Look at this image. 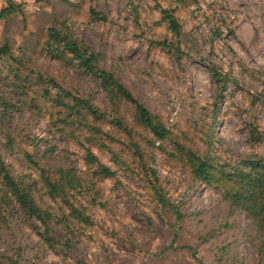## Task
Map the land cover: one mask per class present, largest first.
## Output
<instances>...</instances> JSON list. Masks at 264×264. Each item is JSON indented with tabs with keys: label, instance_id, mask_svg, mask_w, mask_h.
<instances>
[{
	"label": "rangeland",
	"instance_id": "1",
	"mask_svg": "<svg viewBox=\"0 0 264 264\" xmlns=\"http://www.w3.org/2000/svg\"><path fill=\"white\" fill-rule=\"evenodd\" d=\"M11 4L17 11L0 19V47L10 49L0 56V152L51 213L57 242L48 246L42 224L7 200L0 207V264H258L248 212L195 179L179 147L227 171L264 160V0H0V13ZM164 9L182 26L179 38L162 21ZM54 30L89 47L172 140L158 142L137 127L130 139L89 120L109 137L106 146L88 142L87 121L54 103L59 90L50 81L102 112H110V102L70 55L48 52ZM164 41L171 46L154 44ZM210 66L224 75V90ZM133 114L122 106L130 124ZM87 148L114 177L88 162ZM62 177L67 199L87 222L49 196L47 180ZM155 184L181 218L160 204ZM172 245L192 247L196 257Z\"/></svg>",
	"mask_w": 264,
	"mask_h": 264
},
{
	"label": "trees",
	"instance_id": "2",
	"mask_svg": "<svg viewBox=\"0 0 264 264\" xmlns=\"http://www.w3.org/2000/svg\"><path fill=\"white\" fill-rule=\"evenodd\" d=\"M17 10L14 5L3 9L0 13V19L8 18ZM162 21L167 23L172 33L179 38L182 35V26L174 15L173 11L162 10ZM163 49L169 48L171 45L164 42L154 43ZM48 52L58 57L54 53L57 52L61 55H70L78 66L92 78H94L104 92L105 96L110 102V112L100 111L90 101L72 95L65 91L60 85L54 81H50L54 87L58 88L59 93L54 100L58 106L66 108L74 115L86 120L85 128L89 132L90 140H98L100 146H106L103 138L109 136L104 133L99 127L94 125L95 122H106L120 132L124 133L130 139H133L135 129H144L148 131L158 142L172 140V132L164 125L161 119L153 114L136 96L129 90L123 83H121L114 74L108 72L98 65V58L95 56L89 47L80 43L68 34L54 30L50 34L47 42ZM55 48L57 50H55ZM178 52L180 48L178 47ZM10 49L7 45L0 47V56H9ZM210 73L216 82L221 85V90L226 87V82H223L224 75L218 72L214 67H208ZM65 100H70L66 103ZM129 105L133 108V124H130L122 115V106ZM89 120H92L91 124ZM252 136L256 140H260L257 135L258 132L254 128L251 131ZM103 142V143H102ZM182 152L185 154L187 163L189 164L192 174L195 179L208 185L214 186L221 191L225 200L229 201L233 207L243 208L253 220V224L258 234L260 242L258 251V264H264V160H246L243 161L244 168L227 171L224 167L216 166L208 159L198 156L190 150H185L183 147ZM87 160L91 164H98L99 172L106 177H114L115 173L107 166L98 162L95 154L87 148ZM0 181L5 189V195H0L1 204L16 203L21 213L31 221H37L45 228L40 233L43 241L50 247H54L57 242L55 237L50 234V223L52 222V215L44 211L35 201L34 197L29 193L23 183L17 181L12 175L7 163L3 159L0 152ZM158 182V178L155 179ZM68 180L62 177L57 181L47 180V187L49 189V196L54 199H60L69 209L71 216L81 222H87V219L76 206L70 203L67 199L68 196ZM154 192L161 205H168L175 210L178 218H181V213L175 209L174 205L166 198L164 191L156 184ZM9 200V201H7ZM1 212V210H0ZM177 237H175L174 242ZM172 249H186L189 250L194 257L196 252L192 247H171Z\"/></svg>",
	"mask_w": 264,
	"mask_h": 264
}]
</instances>
